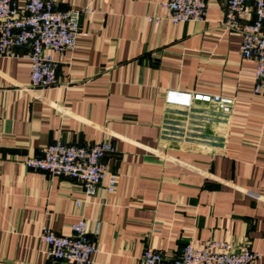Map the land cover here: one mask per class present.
<instances>
[{
  "label": "crops",
  "instance_id": "crops-1",
  "mask_svg": "<svg viewBox=\"0 0 264 264\" xmlns=\"http://www.w3.org/2000/svg\"><path fill=\"white\" fill-rule=\"evenodd\" d=\"M24 2L25 0H19ZM162 0H55L89 7L74 49L53 51L59 83L33 84L26 46L0 56V264L49 261L41 232L88 220L93 264H138L151 245L178 254L191 238L250 241L264 264V92L241 33L223 25L227 0L204 19L172 24ZM169 88L233 96L228 114L169 104ZM56 140L115 145L117 186L85 191L75 177L24 160Z\"/></svg>",
  "mask_w": 264,
  "mask_h": 264
},
{
  "label": "built area",
  "instance_id": "built-area-1",
  "mask_svg": "<svg viewBox=\"0 0 264 264\" xmlns=\"http://www.w3.org/2000/svg\"><path fill=\"white\" fill-rule=\"evenodd\" d=\"M165 14L149 16L159 22L166 17L172 24L192 19H204L207 0H162ZM89 7L59 8L55 0H0V56L13 54L16 46H26L31 60L33 84L48 88L59 83L58 62L53 51L74 49L82 33L80 19ZM223 25L241 33L240 51L243 57L256 62L255 90L264 92V0H227ZM169 104L192 107L196 101L210 105L200 119V129L211 121L210 113L228 114L234 97L199 90L169 88L165 92ZM213 114V113H212ZM115 150L109 140L91 145L50 142L39 155H31L24 162L52 175H65L80 179L86 193L93 194L98 186L108 190L117 186V177L109 168L106 156ZM72 234H61L49 226L41 232L46 244L48 262L41 264H93L98 250L90 234L87 218L80 217L72 224ZM260 253L250 241L240 244L217 239L191 238L176 255L167 254L147 245L138 264H250Z\"/></svg>",
  "mask_w": 264,
  "mask_h": 264
}]
</instances>
